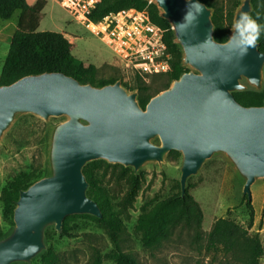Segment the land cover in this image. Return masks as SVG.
<instances>
[{
	"label": "water",
	"instance_id": "water-1",
	"mask_svg": "<svg viewBox=\"0 0 264 264\" xmlns=\"http://www.w3.org/2000/svg\"><path fill=\"white\" fill-rule=\"evenodd\" d=\"M155 5L172 32L187 69L169 86L153 95L145 107L138 90L121 80L103 86L81 83L60 72L23 76L0 85V143L14 121L33 115L49 124L46 174L20 190L13 225L0 237V264H29L46 250L45 231H62L67 216L102 217L87 195L83 168L103 160L132 168L166 163L171 151L181 154V196L188 180L203 164L221 155L242 182L243 195L264 179V100L261 106H243L235 92L264 89V52L259 44L241 59L214 38L213 8L203 11L195 27L177 29L186 0H143ZM252 0H240L234 16L251 13ZM157 142V143H156Z\"/></svg>",
	"mask_w": 264,
	"mask_h": 264
},
{
	"label": "rangeland",
	"instance_id": "rangeland-1",
	"mask_svg": "<svg viewBox=\"0 0 264 264\" xmlns=\"http://www.w3.org/2000/svg\"><path fill=\"white\" fill-rule=\"evenodd\" d=\"M46 1L38 31L61 33L72 44V55L85 67L95 66L99 78H116L121 80L122 85L128 90L136 89L135 74L99 37L86 28L82 21L73 18L61 4L54 0ZM216 1L222 8L221 12L226 23L231 4L228 0ZM260 1L259 8L263 10L264 0ZM236 8L232 11V24ZM18 15L19 12L16 11L9 20L0 19V74L12 35L16 30ZM262 21L264 23V17ZM141 75L147 84L157 86L160 91L166 89L164 75ZM64 120V117L51 118L47 124L36 116L22 115L4 134L0 143V231L4 234L12 226L9 224L1 200L3 191L7 189L9 181L25 176L33 170H39L42 177L46 174L49 125H56ZM181 161V154H171L166 157L165 164L143 165L136 173L140 177L138 195L132 207L126 211L120 209V200L127 187L126 176L129 172L117 183L121 172L119 167H107L106 162L96 161L87 164L95 190L107 197L110 211L118 216L125 226L126 232L121 244L123 251L131 255L139 264H239L221 253L205 250L206 236L213 223L219 218H228L248 228L250 234L259 236L263 247L260 264H264V179L257 181L250 188L254 217L249 226V212L242 199L244 196L242 182L221 155L212 156L203 164L199 173L188 180V193L199 204L203 214L201 242L198 245L193 244V231L178 226L174 228L169 239L164 240L159 246L153 249L144 246L140 233L135 229L138 216L155 203L179 193ZM47 232L46 251L52 250L57 255V261L49 263L38 257L29 264H90L93 249L100 251L103 264H114L112 243L102 224L92 218L68 219L65 235L62 232L58 233L53 227L48 228Z\"/></svg>",
	"mask_w": 264,
	"mask_h": 264
},
{
	"label": "trees",
	"instance_id": "trees-1",
	"mask_svg": "<svg viewBox=\"0 0 264 264\" xmlns=\"http://www.w3.org/2000/svg\"><path fill=\"white\" fill-rule=\"evenodd\" d=\"M200 1L213 8L214 38L219 42L226 41L232 26V11L239 5L240 0H228L231 4V9L226 23H224L221 12L222 8L216 0ZM260 2V0H252L254 9L250 14L254 17L259 14V22L263 23L264 9L261 10L259 8ZM46 4V0H0V19L9 20L16 11L19 12L16 30L12 35L9 50L1 70L0 85H8L23 76L44 72H60L75 78L81 83H90L94 86L114 83L117 80L116 78H99L95 66L89 65L85 67L81 61L76 59L72 55V44L61 33L38 31L41 13ZM127 9L146 10L150 20L165 31L164 41L172 54L171 70L162 74L165 76V88H167L172 80L177 79L187 69L180 65V51L173 42L169 25L159 17L155 5L143 0H99L96 7L89 14V17L93 21H99L110 13ZM257 42L259 50L264 52V34L260 36ZM132 72L135 74L134 88L138 89L139 92L138 100L140 105L145 107L148 100L160 90L155 85L151 86L147 84L142 78L141 74L143 73L138 71ZM233 96L243 106H261L264 100V89L261 92L251 90L235 92ZM171 154L179 155L180 153L171 151L169 155ZM96 162L103 163L105 161L98 160ZM106 165L107 167L120 168L121 172L117 183L123 180L124 175L129 172V175L126 176L127 187L120 200V209L126 211L132 207L138 195L140 177L133 170L131 171L122 165H109L108 163ZM87 168V165L83 168V174L89 184L87 195L98 204L102 217L96 218L90 215L67 216L63 221L62 234H67L68 219L73 217L92 218L102 224L106 235L112 243V259L114 264H139L131 255L123 251L121 244L126 232L125 226L121 219L110 211L107 197L98 190H95L92 175L88 173ZM41 177V172L36 169L25 176L16 177L8 182L7 189L3 191L1 200L11 226L13 225V210L20 190L26 189ZM242 199L249 212V226H251L254 217L251 199L246 195ZM202 219L201 208L188 193L187 189L184 196H181V192L179 191V193L155 203L150 209L143 210L138 216L135 229L140 233L141 241L148 249H153L164 240L169 239L174 228L178 226L191 229L193 231L192 243L198 245L203 238ZM3 235L4 232L0 231V237ZM45 235L48 238L47 230L45 231ZM205 250L207 252L221 253L224 257H229L239 264H260L263 256V247L259 236L257 234H250L248 228L228 218H219L213 223L206 236ZM38 257L49 263L54 260L57 261V255L50 249L45 250L36 258ZM90 264H103V258L98 249H93Z\"/></svg>",
	"mask_w": 264,
	"mask_h": 264
},
{
	"label": "built area",
	"instance_id": "built-area-1",
	"mask_svg": "<svg viewBox=\"0 0 264 264\" xmlns=\"http://www.w3.org/2000/svg\"><path fill=\"white\" fill-rule=\"evenodd\" d=\"M82 21L132 71L164 74L171 70L172 54L164 41V30L155 25L146 10L127 9L99 21L89 14L99 0H54Z\"/></svg>",
	"mask_w": 264,
	"mask_h": 264
},
{
	"label": "clouds",
	"instance_id": "clouds-1",
	"mask_svg": "<svg viewBox=\"0 0 264 264\" xmlns=\"http://www.w3.org/2000/svg\"><path fill=\"white\" fill-rule=\"evenodd\" d=\"M203 9L204 6L200 0H186L183 19L176 24L178 31L189 27L194 28ZM262 34H264V23L259 22V14L254 17L249 12H241L232 24L227 47L242 59L249 48L255 46Z\"/></svg>",
	"mask_w": 264,
	"mask_h": 264
},
{
	"label": "crops",
	"instance_id": "crops-1",
	"mask_svg": "<svg viewBox=\"0 0 264 264\" xmlns=\"http://www.w3.org/2000/svg\"><path fill=\"white\" fill-rule=\"evenodd\" d=\"M17 23V22H16Z\"/></svg>",
	"mask_w": 264,
	"mask_h": 264
}]
</instances>
